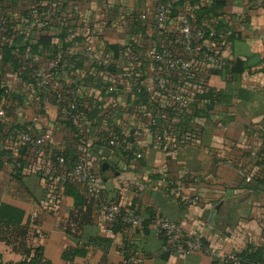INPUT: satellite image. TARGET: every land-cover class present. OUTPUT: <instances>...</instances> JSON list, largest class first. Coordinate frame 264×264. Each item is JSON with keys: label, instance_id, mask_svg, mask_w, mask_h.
<instances>
[{"label": "crops", "instance_id": "crops-1", "mask_svg": "<svg viewBox=\"0 0 264 264\" xmlns=\"http://www.w3.org/2000/svg\"><path fill=\"white\" fill-rule=\"evenodd\" d=\"M58 1L63 23L52 25L48 36L60 53L79 59L50 79L45 94L32 71L45 66L47 51L39 44L41 27L26 14L48 0H0V14L18 36L0 56V153L13 151V128L51 136L41 149L28 148L19 179L3 158L0 205L24 218L20 226L1 229L0 264H20L40 247L49 264H224L225 256L249 248L264 251V187L241 188L264 181V0H227L222 17L201 25L195 14L214 0H175L162 30L153 24L161 0ZM184 18L195 28H217L218 43L201 45L191 77L170 76L183 100L176 102L156 90L159 69L152 56L163 45L176 50L172 40ZM238 64L241 73L233 71ZM56 92L68 96L74 120L60 114ZM156 112L158 126L151 123ZM160 131L165 140L157 144ZM119 139L121 149L110 145ZM60 155L68 167L92 166L102 204L120 205L147 221L160 215L201 236L214 257L166 254L150 222L114 232L89 202L85 185L73 187L89 221L70 223L75 200L50 178ZM192 198L198 206L188 204Z\"/></svg>", "mask_w": 264, "mask_h": 264}, {"label": "built area", "instance_id": "built-area-1", "mask_svg": "<svg viewBox=\"0 0 264 264\" xmlns=\"http://www.w3.org/2000/svg\"><path fill=\"white\" fill-rule=\"evenodd\" d=\"M47 16L52 20H58L62 16V10L59 7H55L52 14H47ZM142 19L146 20L147 16H143ZM167 21L168 6L160 4L156 7L154 12L153 24L157 30H162ZM204 36L205 33L201 28H195L188 18H184L181 21L178 36L172 41L176 50H171L167 45H163L159 51L152 56L154 65L159 69V75L155 79V88L166 98L176 102H183L181 96L172 87L170 76L174 73H180L187 77L192 76V58L202 49L199 42ZM215 36L216 31L213 28L210 29V43ZM207 61L212 62V59L208 58ZM213 63L218 64L217 61ZM69 65L71 68H74L73 65L68 64L66 61L53 62L48 67H44L35 73L34 81L41 90L48 92L50 88V72L54 76L60 75V72ZM56 102L62 116L67 117L70 120L76 118L74 107L65 105V98L62 95H56ZM0 116H3V113H0ZM158 116V112L152 116L151 123L154 126H158ZM33 121L34 123L37 122L36 119ZM50 140L51 136L48 134L33 135L29 132H22L18 136L19 142L14 146V153L16 154L18 152L20 145H27L33 149H41ZM164 140L165 133L162 131L158 132L156 143L162 144ZM110 145L116 149H121L123 147V142L112 140ZM58 163L61 168H64L63 159H58ZM50 178L52 179V183L57 187H65L69 182L85 185L88 188L90 197L96 201L100 200V189L97 186L98 178L95 175L92 166L85 161L79 162L69 169H64L62 172L53 169ZM171 193L175 194L176 190H172ZM188 204L198 206L199 199L192 198L188 200ZM99 212L109 222L121 219L123 225L132 229L141 228L145 221V217L142 214L127 210L117 204H100ZM152 225L157 229L159 234L165 238L166 242L163 245L164 252H170L174 255L202 254L207 257H214L213 251L205 246L201 236L185 233L177 224L161 217L160 215L154 216ZM228 258L233 261L234 264H239L237 259L233 256L224 257L225 260Z\"/></svg>", "mask_w": 264, "mask_h": 264}, {"label": "trees", "instance_id": "trees-1", "mask_svg": "<svg viewBox=\"0 0 264 264\" xmlns=\"http://www.w3.org/2000/svg\"><path fill=\"white\" fill-rule=\"evenodd\" d=\"M15 1L16 0H4L3 3H6L7 5H13L15 3ZM39 1H43V0H39ZM191 1H192V3L198 2V0H191ZM160 4L167 5L168 6V13H169L171 10H173L175 0H161V2L158 5H160ZM226 5H227V0H214V3L211 5L210 8H208V7L201 8L195 14L194 20L197 22L198 25H201L203 23V21H212L214 19H219L220 17H222L223 9L226 7ZM55 7H59L62 10V7H61L60 2L58 0H48V2L46 4H44L43 2L42 3L39 2L36 7L32 8L26 14V19L34 22L36 27L37 26L41 27L42 37L39 41V44L41 45V47L45 51H47V54H46L47 61H46L44 67H48L51 63L57 62V61H66L68 64L75 66L77 64L79 58L78 57L70 58V57L65 56L63 52L60 53V51L52 43L51 38L48 36L49 35L48 30L50 29V27L52 25H61L63 23L62 16L58 20H52L51 18H49L47 16V14H50V15L52 14V11L54 10ZM0 8H1V6H0ZM190 22H191V20H190ZM201 29L204 31L205 36L199 42V44L203 45V44L210 43V40H209L210 29L209 30L204 29V28H201ZM214 30L217 31V28H215ZM177 36H178V33L175 35L174 38H176ZM65 37L66 36H64V38ZM17 38H18L17 33H14L11 23L7 20L6 17H4L2 14H0V56L4 55L9 50V48L11 47V45L14 43V41ZM217 38H218V36L216 33V36L212 39L211 44L212 43L213 44L218 43ZM202 55L208 56L209 53H207V51H203ZM44 67H39V68L33 69V71H32L33 82L36 86H37V84L34 81V75H35V73H37L40 69H42ZM70 67H71L70 65L68 67H66L63 71L60 72V75L62 72L69 69ZM233 71L235 73H241L243 71V66L241 64H238V66L236 68H234ZM60 75H58V76H60ZM53 76L54 75H52L50 72V79ZM41 91L44 92L45 94L50 93V92H45L43 90H41ZM58 94L62 95L65 98V105L72 106V103L69 101L68 96H66L63 93H59V92H56L55 94H53V100L55 101L56 104H57L56 95H58ZM22 132H29L33 135H38V133L31 131V130H28V128H26V127H24V128L23 127L13 128L11 133H13V135L15 137L14 145H16L19 142L18 136ZM119 141H121V139H119ZM28 148L30 149V147L27 145H20L18 152L16 154L14 153V149L10 153H0V169H2V167H3V158H5V157L8 158L9 164H11L13 167L12 175L14 176V178L19 179L21 177L20 174H21L22 168L24 166V162H25L24 157L26 156L27 151L29 150ZM60 158L64 160V168H61L59 166L58 159H60ZM54 160L56 163V168H54V169H57V171L62 172L64 169H69V168L75 166V165H72V166L68 167L66 164V159L63 155L56 156ZM74 184L75 183H73V182H69L65 186V187H67V193L70 194L75 200L74 211L72 212V214L69 218V221L72 224H76V225L79 224L80 227H82L83 225L88 223L89 218L87 216H84V214H83L84 206H85V200L75 190V188L73 187ZM262 187H264V181L256 180V179H253L252 182H250V183L242 184V186H241V188L243 190L253 191V192L260 190ZM89 202H91V204L96 206L98 209H99L100 204H102L100 200L96 201L95 199H93L91 197H90ZM154 216H156V215L150 214L148 221L145 218V221H144L142 227L145 224H147V222H150V224H151ZM23 218H24V213L22 211L15 209V208L8 206V205L1 204L0 205V232H1L2 228H10V227L20 226L22 221H23ZM111 225L113 227L114 232L124 231L126 229H130L129 227H126L125 225H123L121 219H117L116 221L111 222ZM161 240H162L163 245H164L166 242L165 238L161 236ZM80 254L83 256L85 253L80 252V251H76L74 253V255H76V256H78ZM166 254L171 255L170 252H167ZM234 258L237 259L239 264H262V263H264V251H261L259 249H253V248L250 249L249 248V249H246L245 251H243L241 254L234 255ZM67 259H69L68 256H67ZM224 262H225L224 264H234V262L231 261L229 258L226 259ZM20 264H49V263L45 261L44 254H43V248L40 247V248H36V249H33L32 251L27 252L26 253V259L24 260V262H22ZM125 264H127V263H125ZM213 264H219V263L214 262Z\"/></svg>", "mask_w": 264, "mask_h": 264}]
</instances>
